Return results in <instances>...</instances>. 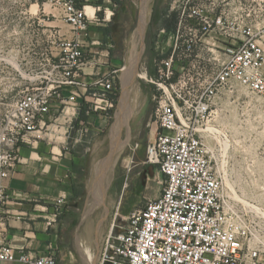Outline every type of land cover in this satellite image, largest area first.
I'll use <instances>...</instances> for the list:
<instances>
[{"label":"built area","instance_id":"obj_1","mask_svg":"<svg viewBox=\"0 0 264 264\" xmlns=\"http://www.w3.org/2000/svg\"><path fill=\"white\" fill-rule=\"evenodd\" d=\"M45 1L57 8L73 32L60 39V50L52 60L57 77L23 93L3 119L0 224L9 197L5 181L19 159L18 147L47 136L50 104L62 96L64 87H85L92 110L103 109L102 102L112 105L107 93L117 69L98 71L90 82L79 79L89 64L84 47L90 24L99 21L96 9L88 12L76 0ZM187 15L198 18L197 26L189 25L190 37L182 38L186 12L180 9L177 28L168 40L170 53L163 56L167 51L157 50L162 57L149 79L155 84L151 115L155 135L146 144L142 163L157 167L164 177L162 189L156 198L130 210L117 231L111 226L96 264H257L264 255L260 232L248 214L251 208L235 197L221 166L229 138L211 121L212 103L222 88L238 84L264 96V25H251L241 17L229 20L220 13L210 20L195 7ZM209 32L211 47L203 40ZM179 62L184 63L176 69ZM76 95L72 92L69 99ZM56 202L65 205L62 198ZM3 262L57 264V259L53 253L33 255L3 242Z\"/></svg>","mask_w":264,"mask_h":264},{"label":"rangeland","instance_id":"obj_2","mask_svg":"<svg viewBox=\"0 0 264 264\" xmlns=\"http://www.w3.org/2000/svg\"><path fill=\"white\" fill-rule=\"evenodd\" d=\"M114 4L113 19L122 25L123 31L115 36L120 39L114 50L119 61L111 67L117 71L113 73L114 85L107 97L116 94V102L112 105L101 103L104 108L99 111L104 118L99 132L86 133L77 166L76 198L72 203L79 209V219L68 221L65 232L67 248L58 256L60 264H90L85 249L93 257L92 264H96L111 226L114 232L117 231L130 210L142 207L147 199L156 198L162 189L164 177L157 167L142 163L146 144L155 135L154 117L151 116L155 84L149 79L158 68L157 50L166 52L170 49L168 40L172 33L158 34L160 16L184 9L182 38L186 39L193 31L189 25L194 28L199 21L187 15L194 7L210 20L220 13L229 20L241 17L251 25H264V0H152L148 21L140 30V0H114ZM91 10L87 9L88 12ZM143 28L137 50V70L145 71L147 79L135 78L138 102L136 115L130 123L129 142L116 155L108 186L97 205L88 211L89 201L93 199L89 187L94 176L102 172L113 147L115 115L122 95L120 74L128 63L131 45ZM72 32L57 8L45 0H0V127L23 93L48 85L57 77L52 60L60 50V39L71 37ZM212 36L213 33L209 32L203 38L208 42L205 46L211 47ZM199 50L198 46L194 52ZM202 51L207 58L209 51L206 47ZM179 57H184L182 49H179ZM183 63H176V69ZM212 109L211 121L218 123L229 138L227 155L221 160L224 176L227 184L233 187L235 197L250 206L248 214L252 225L260 232L264 250V96L235 84L217 93ZM123 137L124 131L121 132ZM257 264H264V255Z\"/></svg>","mask_w":264,"mask_h":264},{"label":"crops","instance_id":"obj_3","mask_svg":"<svg viewBox=\"0 0 264 264\" xmlns=\"http://www.w3.org/2000/svg\"><path fill=\"white\" fill-rule=\"evenodd\" d=\"M76 2L86 9L95 8L99 17L98 22L89 26L84 47L89 64L79 79L86 83L96 72L110 71L113 63L119 61L114 50L120 39L115 36L123 30L113 19L114 0ZM72 92L77 94L74 100L69 99ZM61 94L50 104L47 136L18 147L19 159L5 181L9 197L3 206L5 218L0 224V243L8 242L33 255L53 253L57 264H60L58 256L67 248L68 221L79 219V209L72 203L76 198L77 166L86 133L99 132L104 118L101 111L91 109L85 87L67 86ZM80 114L83 116L79 117ZM59 198L64 199L65 205L56 202Z\"/></svg>","mask_w":264,"mask_h":264},{"label":"bare ground","instance_id":"obj_4","mask_svg":"<svg viewBox=\"0 0 264 264\" xmlns=\"http://www.w3.org/2000/svg\"><path fill=\"white\" fill-rule=\"evenodd\" d=\"M152 0H140L142 5V13L139 21L138 30H140L143 26H146L148 18L150 16V4ZM144 29L139 31L138 35L135 37L132 45L131 52L129 56L128 63L125 69L122 70L121 76V84H122V95L119 99L116 115H115V138L113 141V147L111 153L108 156L107 162L100 174L98 176H94L92 180V184L89 187V190L93 194L92 201H89L88 211L95 204L97 205L98 199H100L102 192L108 186L109 180L112 175V168L115 162L116 155L123 149V147L129 142L130 137V123L134 116L136 115V106L138 102V89L136 84V77L145 78L146 72L137 70V50L138 46L141 42ZM139 84V83H138ZM124 131L125 137L121 138V132ZM91 232V231H90ZM85 254L87 255V259L90 264L93 263V257L88 250L85 249Z\"/></svg>","mask_w":264,"mask_h":264},{"label":"trees","instance_id":"obj_5","mask_svg":"<svg viewBox=\"0 0 264 264\" xmlns=\"http://www.w3.org/2000/svg\"><path fill=\"white\" fill-rule=\"evenodd\" d=\"M179 16H180V10H174L171 11L169 14L165 15V16H160V20L158 23V27L157 30H159L160 28H164L165 31L168 32H174L177 28L178 25V21H179ZM170 53V49L163 55V56H167ZM162 56H159L157 54V58L159 59ZM152 73V72H151ZM155 73L151 74L154 75ZM112 104H115L116 102V94H114V96H112ZM83 110V109H82ZM110 112L112 111V109H109ZM83 113V112H81ZM83 115L80 114L79 117H82ZM74 192H75V196H76V186H74Z\"/></svg>","mask_w":264,"mask_h":264},{"label":"water","instance_id":"obj_6","mask_svg":"<svg viewBox=\"0 0 264 264\" xmlns=\"http://www.w3.org/2000/svg\"><path fill=\"white\" fill-rule=\"evenodd\" d=\"M149 169H151V166L149 167ZM151 172V171H150Z\"/></svg>","mask_w":264,"mask_h":264}]
</instances>
